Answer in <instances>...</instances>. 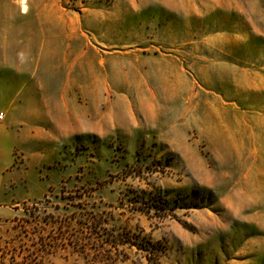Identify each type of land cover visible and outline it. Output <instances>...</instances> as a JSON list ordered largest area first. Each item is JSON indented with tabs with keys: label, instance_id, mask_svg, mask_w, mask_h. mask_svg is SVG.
Wrapping results in <instances>:
<instances>
[{
	"label": "rangeland",
	"instance_id": "1",
	"mask_svg": "<svg viewBox=\"0 0 264 264\" xmlns=\"http://www.w3.org/2000/svg\"><path fill=\"white\" fill-rule=\"evenodd\" d=\"M16 27L26 52L60 58L7 60ZM12 63L59 125L69 109L91 130L17 151L11 193L28 199L0 221V264H98L74 248L94 215L162 241L158 264H264V0H0L4 120L30 105L12 92L7 106ZM149 193L166 204L149 211ZM120 250L119 264H155Z\"/></svg>",
	"mask_w": 264,
	"mask_h": 264
},
{
	"label": "crops",
	"instance_id": "2",
	"mask_svg": "<svg viewBox=\"0 0 264 264\" xmlns=\"http://www.w3.org/2000/svg\"><path fill=\"white\" fill-rule=\"evenodd\" d=\"M26 6L12 5L7 7V11H15L18 13L20 19L27 18V11L24 9ZM22 27H16L14 37L16 45H19V50L8 52L7 60L21 61L27 59H59L60 56L49 54L43 50L28 53L24 50L25 39L22 34ZM24 44V45H23ZM45 70H47L45 72ZM41 76L49 75V69L40 68L37 70ZM29 69L23 66L22 63H12L7 66V81L4 82L3 87L7 89V106H11L14 96L9 95L12 92H19V101L27 103L29 107L22 109L18 116L13 115L9 120L0 119V221L7 220L14 217L17 213L16 205L26 201L28 196L20 190L11 191L14 188L18 189V182L21 178L24 179V172L18 175L15 168H23L17 164V151L25 152V146L31 145L36 149H54L57 148L64 140L70 139L77 131H90L91 130V115L87 112L84 115L83 126L77 128L72 120L74 114L71 110L67 109L63 112L65 120L64 125L57 123L54 107L45 108L38 102V97L31 94L38 90H43L44 84L39 81L33 82L29 78ZM43 82V79H41ZM27 93V94H25ZM29 94V95H28ZM26 98V100H24ZM21 125L19 128L14 127L13 124ZM41 123H50V129H44L38 126ZM26 125V126H22ZM20 154V153H19ZM19 159V158H18ZM21 159V157H20ZM18 176V177H17ZM20 177V178H19Z\"/></svg>",
	"mask_w": 264,
	"mask_h": 264
},
{
	"label": "trees",
	"instance_id": "3",
	"mask_svg": "<svg viewBox=\"0 0 264 264\" xmlns=\"http://www.w3.org/2000/svg\"><path fill=\"white\" fill-rule=\"evenodd\" d=\"M143 203L148 206V210L151 211L153 208L158 210V203L166 204V201L162 197L156 198L149 193L147 198H143ZM141 210H145L142 208ZM85 223L86 231H82L85 236V243H74V248L77 252L85 254V258L97 262L98 264H119L123 261L121 258V246L123 247H135L138 250L145 251L147 253V259L150 262L158 264V259L153 258L150 254L154 251L165 253L166 246L162 241H153L142 232L136 233L134 231H120L109 227H98L103 225V222H108L107 219H97V216H93L95 226H92V221ZM99 228V229H98ZM75 234V233H74ZM76 237V234H75ZM70 237L67 236V239ZM82 248V249H81ZM45 250V249H44ZM115 254V255H113ZM149 254V255H148Z\"/></svg>",
	"mask_w": 264,
	"mask_h": 264
},
{
	"label": "built area",
	"instance_id": "4",
	"mask_svg": "<svg viewBox=\"0 0 264 264\" xmlns=\"http://www.w3.org/2000/svg\"><path fill=\"white\" fill-rule=\"evenodd\" d=\"M4 118V114H0V119H3Z\"/></svg>",
	"mask_w": 264,
	"mask_h": 264
}]
</instances>
